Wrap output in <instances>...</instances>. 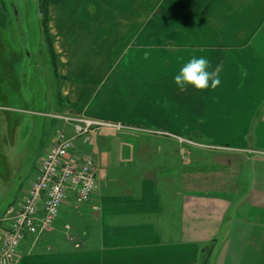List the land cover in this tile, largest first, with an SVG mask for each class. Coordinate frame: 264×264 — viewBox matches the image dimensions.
<instances>
[{"label": "crops", "instance_id": "1", "mask_svg": "<svg viewBox=\"0 0 264 264\" xmlns=\"http://www.w3.org/2000/svg\"><path fill=\"white\" fill-rule=\"evenodd\" d=\"M178 3L175 10L162 1L140 23L133 15L124 19L126 26L116 0L49 4L44 44L60 82V100L52 101L60 107L56 117L126 125L103 127L119 132L132 126L133 152L113 168L94 154L99 188L91 200L80 207L68 200L59 225L37 241L27 237L17 264H264V159L258 156L264 152V0ZM11 4L0 0V62L9 65L0 70V92L16 93L25 104L0 105V235L7 209L32 180L16 183L8 167L32 140L36 98L27 94H37L40 82L27 90L28 73H21L32 56L21 26L29 25L30 9ZM10 28L16 44L6 36ZM122 28L126 46L120 50ZM106 32L117 44L110 56L119 57L117 68L89 53L91 45L107 42ZM21 45L22 51L13 49ZM193 55H206L209 70H219L216 89L176 86L174 76ZM39 123L36 135L45 127ZM100 130L93 131L98 148L110 150L111 138ZM202 142L241 150L205 152ZM85 145L78 141L79 149ZM245 184L249 190L241 194Z\"/></svg>", "mask_w": 264, "mask_h": 264}, {"label": "rangeland", "instance_id": "2", "mask_svg": "<svg viewBox=\"0 0 264 264\" xmlns=\"http://www.w3.org/2000/svg\"><path fill=\"white\" fill-rule=\"evenodd\" d=\"M14 4L11 6L17 7H27V9H30L29 14L27 13V16L30 18L29 25H25L24 22H22V27H25L26 29H23V37L22 40L25 43L26 50L31 51L32 56L30 58L27 57V61L25 62V65L23 66L21 73H28V79L25 81V84L27 86V90L29 89L30 84L32 81L35 83V79H40V82L37 85V91L38 93L33 95L32 93L27 94L28 98L33 97L36 98V105L34 110H32V115L36 116V124L32 125L30 124V127L33 126V133H32V140L27 145L26 149L20 150V158H16L17 160L11 165V167H8V169L11 168V172L14 173L15 178L17 179L15 182H20L26 184L29 179H32L36 173L38 163L40 161V158L45 155L47 149L49 148L52 137L55 135L56 131L60 128L57 127L56 123H61V119L58 118L59 115L56 117V112H59L60 107L58 108V105H53L52 101L56 99V97L59 99V89H60V82L57 80V78H54L55 68L53 67L52 63L50 62V58L48 56L47 48L44 44V38L47 39V15L43 13V7H46V3L44 5L43 0H12ZM164 1L165 4L170 5L171 8H174L175 10H178L179 3L178 0H116L118 5H121L122 8V25L126 26V22L124 19H127L129 17L132 18L135 17V22L140 23L142 17H146L145 12L151 9H154L156 6L160 5ZM11 2V1H10ZM43 6V7H42ZM204 6H209V4L205 3ZM133 7V14L132 11H129L128 8ZM37 8H40L38 10ZM36 10L40 11V13H35ZM255 10V7L252 8V11ZM135 12V13H134ZM133 15V17H132ZM130 21H128L129 23ZM96 27L95 32L98 33L97 28V22L95 21L94 28ZM126 30H122L119 32L122 38V41L120 43V50H123L126 46V38H123L125 36ZM5 32H7L6 36L9 38L8 40L11 41L13 44H16L18 41L17 34L15 35V31L13 28L7 29ZM118 33V32H117ZM103 35L107 36V42L100 41L95 44V46L89 51V53H96L99 54V56L104 57V61H109L110 65L115 64V67L117 68V65L121 63V61L118 63L119 57H115L112 60L110 59L111 54H113V50L115 45L117 44L115 42H112L111 35H108V33H103ZM28 39L31 40V43L28 41ZM111 41V42H110ZM117 41V36H116ZM22 45L21 46H13V49L16 50H23ZM1 49V48H0ZM2 58V57H1ZM0 58V59H1ZM9 65L6 62H0V70L3 68H7ZM114 66V65H113ZM112 66V67H113ZM32 73V74H31ZM38 73L40 75H38ZM129 73V72H128ZM31 74V77H30ZM1 75L0 73V83H1ZM32 78V80L30 79ZM1 86V84H0ZM57 100V99H56ZM60 100V99H59ZM7 104L10 106V108H16L18 106L23 107L24 102L21 99V96L12 93L10 95H4L0 92V105ZM12 110V109H11ZM17 110L15 109V113L17 114ZM22 110V109H21ZM20 110V111H21ZM39 120H41L45 127L42 128L40 133L37 131V135L35 134V129L38 127ZM129 127V128H128ZM264 129V128H263ZM147 132L143 133H149V129H145ZM135 132V131H134ZM100 134L111 138L110 143V150L104 151L105 149L100 150L98 148V143L95 137V133H91L90 136V142L88 147L92 149L93 153L96 155H99L101 157L103 162V167H110L113 168L115 166L114 162H120L123 161L124 158L122 156L126 153V156H130L133 152V127L127 126V129L119 131L115 130H108V128H101ZM51 137V141L45 143L47 137ZM48 144V145H47ZM205 145H198L201 147L202 151L205 152H236L241 150V148H236L232 146L230 143L226 142H203ZM258 145V143H257ZM45 146H48L46 149L42 150ZM186 146H191L190 143H186ZM193 147V145H192ZM261 147H264V143ZM228 152V153H229ZM261 158L264 159V152L261 155ZM2 170V168H0ZM8 174V172H7ZM19 176H21L19 178ZM252 176V175H251ZM250 177V176H249ZM13 178V176H12ZM28 179V180H27ZM246 183H249V178L247 175V181ZM248 184H245V189L241 191V194H246L249 189ZM26 190H24L22 194L25 193ZM252 191V189L250 190ZM19 192V191H18ZM20 194V193H18ZM251 197V196H250ZM18 202V201H17ZM246 214H251V210L245 209ZM261 213V212H260ZM254 215V213H252ZM256 215V213H255ZM257 216V215H256ZM260 216H263L260 214ZM255 217V216H254ZM264 217V216H263ZM4 218V217H3ZM60 219V218H58ZM58 220L56 221V223ZM54 224L50 229L47 231H52L55 228ZM59 225V224H58ZM64 231L66 236H69L67 234L70 230V223H66L63 225ZM45 233V232H44Z\"/></svg>", "mask_w": 264, "mask_h": 264}, {"label": "built area", "instance_id": "3", "mask_svg": "<svg viewBox=\"0 0 264 264\" xmlns=\"http://www.w3.org/2000/svg\"><path fill=\"white\" fill-rule=\"evenodd\" d=\"M72 129H59L40 158L34 178L22 201L8 209L6 228L0 235V264H17L29 235L37 241L60 217L68 199L76 207L89 201L98 188L97 161L78 141L102 127L124 125L88 117L59 116Z\"/></svg>", "mask_w": 264, "mask_h": 264}, {"label": "clouds", "instance_id": "4", "mask_svg": "<svg viewBox=\"0 0 264 264\" xmlns=\"http://www.w3.org/2000/svg\"><path fill=\"white\" fill-rule=\"evenodd\" d=\"M211 62L206 55H193L187 59L174 76V83L180 90H185L186 86H191L197 91L206 89H216L221 81L219 70H212Z\"/></svg>", "mask_w": 264, "mask_h": 264}, {"label": "trees", "instance_id": "5", "mask_svg": "<svg viewBox=\"0 0 264 264\" xmlns=\"http://www.w3.org/2000/svg\"><path fill=\"white\" fill-rule=\"evenodd\" d=\"M57 1H60V0H43V3H44V5H45V3H46V7H43V13L45 14V15H47V12H48V6H49V4L50 3H52V2H57ZM47 18V17H46Z\"/></svg>", "mask_w": 264, "mask_h": 264}]
</instances>
